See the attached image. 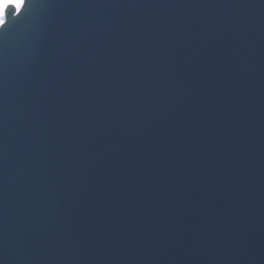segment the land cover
Returning <instances> with one entry per match:
<instances>
[{"label": "water", "instance_id": "1", "mask_svg": "<svg viewBox=\"0 0 264 264\" xmlns=\"http://www.w3.org/2000/svg\"><path fill=\"white\" fill-rule=\"evenodd\" d=\"M0 257L264 264V0H37L0 35Z\"/></svg>", "mask_w": 264, "mask_h": 264}, {"label": "snow or ice", "instance_id": "2", "mask_svg": "<svg viewBox=\"0 0 264 264\" xmlns=\"http://www.w3.org/2000/svg\"><path fill=\"white\" fill-rule=\"evenodd\" d=\"M36 3L37 0H0V35L14 32L27 22ZM0 264H4L2 257Z\"/></svg>", "mask_w": 264, "mask_h": 264}]
</instances>
